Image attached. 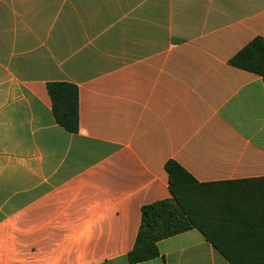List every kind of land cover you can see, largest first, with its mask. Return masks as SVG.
I'll return each instance as SVG.
<instances>
[{
    "label": "crops",
    "instance_id": "crops-1",
    "mask_svg": "<svg viewBox=\"0 0 264 264\" xmlns=\"http://www.w3.org/2000/svg\"><path fill=\"white\" fill-rule=\"evenodd\" d=\"M264 0H0V264H132L166 164L264 178V78L231 59ZM49 83L79 89V130ZM136 264H229L197 230Z\"/></svg>",
    "mask_w": 264,
    "mask_h": 264
},
{
    "label": "trees",
    "instance_id": "trees-1",
    "mask_svg": "<svg viewBox=\"0 0 264 264\" xmlns=\"http://www.w3.org/2000/svg\"><path fill=\"white\" fill-rule=\"evenodd\" d=\"M230 64L264 78V39H254ZM47 87L57 123L78 132V87ZM166 171L171 198L142 207L130 263L156 258L159 241L197 229L229 264H264V178L200 183L174 160Z\"/></svg>",
    "mask_w": 264,
    "mask_h": 264
}]
</instances>
